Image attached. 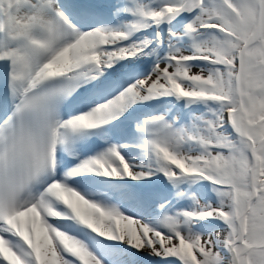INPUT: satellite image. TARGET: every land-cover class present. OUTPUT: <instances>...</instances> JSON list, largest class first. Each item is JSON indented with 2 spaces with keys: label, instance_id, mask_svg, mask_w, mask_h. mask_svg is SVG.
<instances>
[{
  "label": "snow or ice",
  "instance_id": "6c2138e0",
  "mask_svg": "<svg viewBox=\"0 0 264 264\" xmlns=\"http://www.w3.org/2000/svg\"><path fill=\"white\" fill-rule=\"evenodd\" d=\"M0 264H264V0H0Z\"/></svg>",
  "mask_w": 264,
  "mask_h": 264
}]
</instances>
